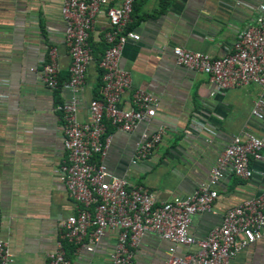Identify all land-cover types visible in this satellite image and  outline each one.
I'll return each instance as SVG.
<instances>
[{"label":"crops","instance_id":"1","mask_svg":"<svg viewBox=\"0 0 264 264\" xmlns=\"http://www.w3.org/2000/svg\"><path fill=\"white\" fill-rule=\"evenodd\" d=\"M117 3L119 0H109ZM62 0H0V238L13 256L12 264H45L46 253L57 239L60 221L74 210L58 165L64 159L55 105L68 92L47 88L38 69L55 49L57 80L67 78L69 57L63 43ZM260 0H134L130 21L138 35L127 41L120 65L130 76V88L120 107L129 106L130 91L140 88L158 99L157 115L147 129L158 124L164 134L144 159L130 158L139 134L106 127L111 134L103 162L129 184L148 189L155 202L191 192L207 177L217 154L231 135L264 132V90L255 84L226 88L210 95L206 75L174 64L171 47L181 45L211 57L224 55L237 33L253 23ZM107 30L99 18L88 37L93 59L78 93L77 116L86 119V106L98 97L97 60ZM262 98L261 118L251 115L254 100ZM252 174L241 179L224 171L217 196L207 212L191 216L189 232L203 238L219 224L225 209L264 187V162L251 160ZM115 232L106 230L92 252L70 251V264H108ZM169 243L144 233L133 249L132 264H162ZM195 246H176V254ZM229 264H264V243L254 241L239 249Z\"/></svg>","mask_w":264,"mask_h":264},{"label":"built area","instance_id":"2","mask_svg":"<svg viewBox=\"0 0 264 264\" xmlns=\"http://www.w3.org/2000/svg\"><path fill=\"white\" fill-rule=\"evenodd\" d=\"M134 0H62L60 15L62 39L69 57L67 78L58 82L55 49L38 69L39 80L49 89L58 86L68 96L55 105L61 116L64 159L58 165L59 178L74 204L72 213L59 223L54 247L46 253L45 264H70L66 246L73 251L92 252L106 230L115 232L108 264H132L133 249L144 233H152L169 243L162 264H229L236 252L248 244L264 243V187L225 209L219 224L203 238L189 232L191 216L210 210L217 196L215 186L224 171L247 179L251 160L264 162V132L242 131L230 136L217 154L207 177L191 192L155 202L153 194L141 185H131L124 176L112 174L103 162L111 134L106 128L131 132L139 123V134L130 163L144 159L158 144L164 126L147 129L157 115L158 99L140 88L130 91L129 106L120 107L122 95L130 88V76L119 61L123 45L139 35L128 28ZM103 18L105 44L97 60L98 97L86 106V119L77 116L78 93L83 84L92 50L88 37L98 19ZM174 64L206 75L210 95L226 88L255 84L264 90V0L254 7V19L240 30L230 49L220 57L190 51L181 45L170 49ZM259 96L251 115L261 118ZM195 246L177 255L176 246ZM13 256L0 238V264H12Z\"/></svg>","mask_w":264,"mask_h":264},{"label":"trees","instance_id":"3","mask_svg":"<svg viewBox=\"0 0 264 264\" xmlns=\"http://www.w3.org/2000/svg\"><path fill=\"white\" fill-rule=\"evenodd\" d=\"M132 7H133V5H132ZM128 28H131V26L128 25ZM102 45H103V47H105V44L104 43H102ZM72 249L73 248L70 246V248L67 250V253H69L70 251H72Z\"/></svg>","mask_w":264,"mask_h":264}]
</instances>
